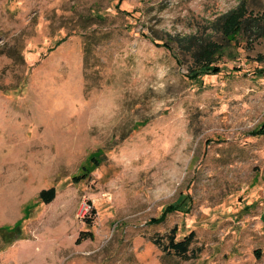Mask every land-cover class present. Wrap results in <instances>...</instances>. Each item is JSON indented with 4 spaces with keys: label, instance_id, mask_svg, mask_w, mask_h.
Here are the masks:
<instances>
[{
    "label": "rangeland",
    "instance_id": "1",
    "mask_svg": "<svg viewBox=\"0 0 264 264\" xmlns=\"http://www.w3.org/2000/svg\"><path fill=\"white\" fill-rule=\"evenodd\" d=\"M0 264H264V0H0Z\"/></svg>",
    "mask_w": 264,
    "mask_h": 264
},
{
    "label": "trees",
    "instance_id": "2",
    "mask_svg": "<svg viewBox=\"0 0 264 264\" xmlns=\"http://www.w3.org/2000/svg\"><path fill=\"white\" fill-rule=\"evenodd\" d=\"M92 18H98L100 19V13H95L92 15ZM255 18H250V17H242L237 20L234 24H230L231 29L229 31V34H235L238 33L239 31H244L247 29L248 23L255 21ZM233 43L231 39H228L226 37L224 39V44L215 42L213 43L214 45H210V48L208 50H203V54L201 56V61H203V64L200 65V68L195 72L194 76L198 77L199 75L203 74H219L222 71V67H220L219 64H214V56L216 54L218 55H223L225 53L229 54V50L231 49L229 46ZM57 194V190L55 187H50L48 189H43L41 190L39 196L40 199L44 203H50L52 202ZM169 239H168V244L166 245V248L169 251H172L178 255L181 256H187L188 252L190 250V246L194 240L195 233L190 232V234L184 236L182 239L177 238V229H173L169 233Z\"/></svg>",
    "mask_w": 264,
    "mask_h": 264
}]
</instances>
